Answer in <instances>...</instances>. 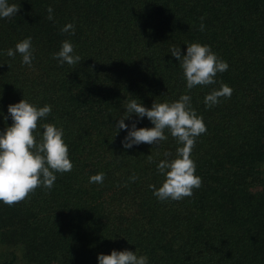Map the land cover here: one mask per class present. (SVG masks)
I'll return each instance as SVG.
<instances>
[{"label":"trees","instance_id":"16d2710c","mask_svg":"<svg viewBox=\"0 0 264 264\" xmlns=\"http://www.w3.org/2000/svg\"><path fill=\"white\" fill-rule=\"evenodd\" d=\"M8 2L20 10L0 18V132L13 123L10 104L50 105L34 135L39 142L45 123L62 127L73 168L55 173L51 189L0 202V264H99L113 250L146 255L148 264H264V0ZM69 23L74 35L61 31ZM28 37L31 67L19 53L6 55ZM64 40L81 57L75 65L53 58ZM197 42L229 67L217 83L188 90L170 49L186 55ZM221 82L231 98L207 107ZM184 94L207 128L191 153L202 185L191 197L160 201L149 188L165 179L157 164L182 145L166 129L159 145L125 149L134 121L154 125L133 114L128 129L114 126L132 99L151 108ZM97 173L103 183H90Z\"/></svg>","mask_w":264,"mask_h":264},{"label":"clouds","instance_id":"9594fccd","mask_svg":"<svg viewBox=\"0 0 264 264\" xmlns=\"http://www.w3.org/2000/svg\"><path fill=\"white\" fill-rule=\"evenodd\" d=\"M16 4H9L8 0H0V18H12L19 11ZM48 19H54L53 9H47ZM203 20V17L201 18ZM200 30H204L201 23ZM62 32L75 34V25L66 24ZM172 55L179 61L186 79L188 90L196 86H208L217 83L215 77L218 73L227 71L229 65L219 58L207 44L191 43L187 45L186 55H181L179 47L170 49ZM16 53L22 56V64L31 67L33 56L32 39L28 37L15 45V50L9 48L6 55L15 57ZM53 58L63 65H75L81 57L74 52V45L64 40L60 50L53 53ZM233 89L223 82L219 89H213L205 96L204 103L212 107L220 102V98L230 99ZM126 114L118 120L114 126L117 131L128 129L125 119L135 114L138 118L147 117L154 127L137 128L134 121L122 141L125 149L146 143L159 145L166 141L167 129L177 143L182 147L177 148L176 158L167 159L157 164V170L165 176L162 185L153 189V194L160 201H179L185 197H191L193 190L202 185V178L196 175V164L191 158L192 150L196 144V138L207 131L202 116H198L191 106V96L181 95L174 102H153L151 108H146L136 99L127 103ZM8 113L12 118V125L0 132V202L13 206L33 193L38 187L51 189L57 179L55 173L70 172L73 163L69 158V148L64 141V130L51 123L42 125L43 132L40 141L37 142L34 135L38 127V121L51 113V106L45 105L37 108L27 100L10 104ZM7 119V117H5ZM165 157L171 153L165 152ZM149 162H151V155ZM104 173H97L89 178L90 183H103ZM132 182L138 179L132 175ZM99 264H148L146 255L138 256L136 252L113 250L111 254L98 255Z\"/></svg>","mask_w":264,"mask_h":264}]
</instances>
